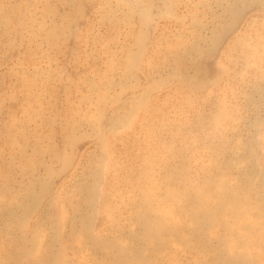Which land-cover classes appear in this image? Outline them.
Returning <instances> with one entry per match:
<instances>
[{"label":"rangeland","instance_id":"rangeland-1","mask_svg":"<svg viewBox=\"0 0 264 264\" xmlns=\"http://www.w3.org/2000/svg\"><path fill=\"white\" fill-rule=\"evenodd\" d=\"M260 94L264 0H0V264H264Z\"/></svg>","mask_w":264,"mask_h":264},{"label":"bare ground","instance_id":"bare-ground-1","mask_svg":"<svg viewBox=\"0 0 264 264\" xmlns=\"http://www.w3.org/2000/svg\"><path fill=\"white\" fill-rule=\"evenodd\" d=\"M252 1V0H251ZM251 4V3H250ZM261 5V4H260ZM238 8V7H237ZM236 8V9H237ZM162 10V9H161ZM237 11H238V9H237ZM241 16V15H240ZM216 29V28H215ZM230 29V28H229ZM221 32V31H220ZM220 40V39H219ZM206 42V41H205ZM220 42V41H219ZM216 43H217V41H216ZM202 54V53H201ZM259 101L262 103V104H264V95H262V94H260V97H259ZM256 172H255V170L252 172V174L254 175ZM264 179V178H263ZM262 181V180H261ZM259 187H261V189L262 188H264V183L262 184H260L259 185ZM260 190V189H259ZM257 196H258V201H259V204H260V206H261V208L260 209H262V211H264V192H257ZM233 199H234V197H233ZM264 213V212H263Z\"/></svg>","mask_w":264,"mask_h":264}]
</instances>
